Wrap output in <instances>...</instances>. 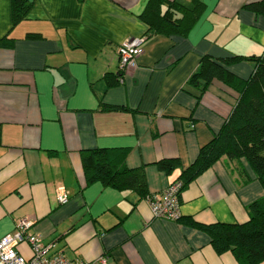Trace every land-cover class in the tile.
Wrapping results in <instances>:
<instances>
[{
	"label": "crops",
	"instance_id": "obj_1",
	"mask_svg": "<svg viewBox=\"0 0 264 264\" xmlns=\"http://www.w3.org/2000/svg\"><path fill=\"white\" fill-rule=\"evenodd\" d=\"M28 1L30 13L14 26L12 0H0V44L13 42L0 46V240L27 219L51 255L74 262L239 264L232 253L218 254L191 221L249 220L248 207L264 188L245 160L224 158L186 186L181 218L169 221L154 218L134 191L89 184L82 151L108 149L115 165L143 168L148 195L177 181L239 99L221 82L202 92L188 81L204 56L264 54V18L245 8L261 0H203L205 13L188 37L152 36L114 86L119 46L148 33L141 15L149 0ZM229 69L247 80L254 65ZM167 159L182 169L161 172L157 164ZM59 190L67 203H59ZM18 251L32 256L26 244Z\"/></svg>",
	"mask_w": 264,
	"mask_h": 264
},
{
	"label": "trees",
	"instance_id": "obj_2",
	"mask_svg": "<svg viewBox=\"0 0 264 264\" xmlns=\"http://www.w3.org/2000/svg\"><path fill=\"white\" fill-rule=\"evenodd\" d=\"M32 7L28 0H12L13 25L24 21ZM245 8L264 18V0L249 3ZM205 10L203 0H189L187 4L179 0H149L141 15V20L149 28L146 37L148 40L156 35L186 38L199 23ZM12 43L4 39L0 46L10 47ZM239 63L254 65L249 79L243 80L230 71V66ZM120 79L121 75L117 79L111 77L109 85H117ZM215 82H221L238 92V103L220 132L201 148L197 160L182 170L178 180L183 181L185 188L215 163L226 158L231 161L245 160L264 188V54L226 59L202 57L198 70L188 81L189 85L205 92ZM106 109L119 110L113 107ZM112 154L113 151L108 149L82 151L87 182H100L119 191H134L146 198L148 189L144 169H129L125 161L115 165ZM157 165L167 175L182 169L178 159L162 160ZM248 213L249 220L242 224L191 223L210 236L218 254L232 253L239 264H260L264 262V196L248 207Z\"/></svg>",
	"mask_w": 264,
	"mask_h": 264
},
{
	"label": "built area",
	"instance_id": "obj_3",
	"mask_svg": "<svg viewBox=\"0 0 264 264\" xmlns=\"http://www.w3.org/2000/svg\"><path fill=\"white\" fill-rule=\"evenodd\" d=\"M148 39L146 36L127 39L118 48L121 84L132 68L138 64V59L144 53V46ZM184 183L177 180L163 192L146 197V202L151 208L154 218L169 221H179L181 218V193ZM69 200L67 192L59 190L58 201L65 204ZM33 222L27 219L21 220L17 230L0 240V264H86L74 262L58 253L51 255L52 245H46L42 236L31 232ZM26 244L30 247L32 256L26 258L19 251V246ZM102 264H108L102 260Z\"/></svg>",
	"mask_w": 264,
	"mask_h": 264
}]
</instances>
